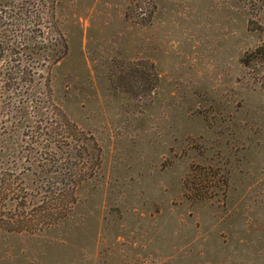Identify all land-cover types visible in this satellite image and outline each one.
Instances as JSON below:
<instances>
[{
  "label": "rangeland",
  "instance_id": "1",
  "mask_svg": "<svg viewBox=\"0 0 264 264\" xmlns=\"http://www.w3.org/2000/svg\"><path fill=\"white\" fill-rule=\"evenodd\" d=\"M56 2L52 101L87 178L66 218L0 231V264H264V0ZM8 111L0 176L36 203L48 176L23 175L38 147ZM193 170L215 177L207 198Z\"/></svg>",
  "mask_w": 264,
  "mask_h": 264
},
{
  "label": "trees",
  "instance_id": "2",
  "mask_svg": "<svg viewBox=\"0 0 264 264\" xmlns=\"http://www.w3.org/2000/svg\"><path fill=\"white\" fill-rule=\"evenodd\" d=\"M56 5V0H0V105L9 110L1 122L7 123L10 113L23 138L38 147H23L29 162L23 175L48 176V188L36 203L19 186V177L0 176V231L30 232L66 218L87 178L70 153L85 151L84 133L52 101L48 75L68 49L57 25ZM215 188V177L208 172L193 170L185 181V190L200 198Z\"/></svg>",
  "mask_w": 264,
  "mask_h": 264
}]
</instances>
